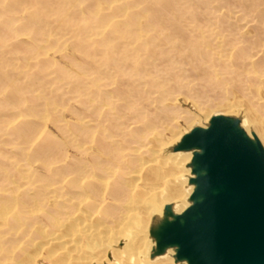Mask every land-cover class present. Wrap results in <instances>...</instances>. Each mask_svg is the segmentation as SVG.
<instances>
[{
  "label": "rangeland",
  "instance_id": "1",
  "mask_svg": "<svg viewBox=\"0 0 264 264\" xmlns=\"http://www.w3.org/2000/svg\"><path fill=\"white\" fill-rule=\"evenodd\" d=\"M59 1H62V3L61 2L59 3ZM72 1H74V0H58V1H56V0H0V140H1L0 141V154H1L0 155V190H1L0 191V209L2 210V213L0 210V219H1L0 220V222H1L0 223V229H1L0 230V238H1V240H0V262L3 261V262H6L7 264H23L26 260L32 259L33 261H35L40 257L41 258L38 259L37 264L39 261H41V259L43 260L42 264H49L48 262L45 261V258H47L45 256L47 254L42 249V246L45 245V243L47 241L54 238V236H57L59 233V231H58L59 229H57L54 222H55V218H57L56 214L58 212V203L62 201V196L65 195L68 197H72L71 195H73V192H72L73 189L70 186V183H71L70 179L71 180L73 179V175L67 174L64 179L59 178L61 180V182H60V180L58 179L57 175H55V173L63 170L65 168V166H66V168H68V170H70V167H73V165L76 164V162L78 160V155H77V151L75 149V144H76L75 143V136H74L75 127L77 125L78 118L82 117V118H84L83 120L85 122L88 121L87 123H85V125H88L89 121H90L89 119H91L89 109L84 105H83L84 106L83 107L81 105L82 103L80 101L81 98H85V97L86 98L83 99V101L86 100L87 96H88L87 95L88 94V86H89V83H87L89 81V79H87V78H89V76L87 74L88 69H89L88 67H90V65L92 64V61L94 59H96L97 63H100L102 61V54H103L104 50L109 49V48L121 49L122 46H124V42H122L123 41L122 39L120 41H118L120 39V37L118 35V32L116 31V29H117L116 26H119V25L121 26L122 23L124 25H126L127 23L125 24V22H128V24H129L130 19H131L130 17H133L136 15V17L139 18V25H138V27H136V29H138V30L142 29V30H140L141 32L144 31L145 33H147L146 29H148L149 31L147 34L155 33L156 32L155 29L157 26V28L163 30L165 34H172L173 35V34H176V32H178L177 31L178 29H181L182 30L181 32L185 33L187 36L195 38V37H197V35H199L200 32L204 31V32L200 33V35H202L204 38L206 37L205 39L208 40L210 45H212L213 47H219L218 50H220L219 53H221V55H220L221 59L219 60V64H218L219 66L216 67L217 70L215 68L214 70L211 71L213 73L211 77L207 78L205 75L204 71L208 70L207 65H205V64L202 66V68H199V70L197 67H191L190 65H184L182 67L185 71V74H184L185 79L181 83L180 86H182L183 88H180V90H177L178 94L177 93L173 94V96H176L178 98H174L173 96L166 97V98H168V100L166 102L168 105L170 103L171 105L173 104V107L179 106V108H181L179 110L182 112V116L187 115L193 121L194 120L196 121L197 119H199V117L204 116L209 111L217 109V107L219 108V107H222L223 105H225V106L226 105H233L234 106L236 103V104H241L242 105L241 108H245V109H246V107L250 108V110L252 112H254L255 116L261 115L260 118L263 117V119H264V107L262 106V105H264V96H263L264 95V85H263L264 77H262L260 79H256L257 76L256 75L253 76V74L250 73V70L252 69L251 66L256 64L255 61H257V63H259L261 65L260 66L258 64V66L264 67V58H263L264 55H262L264 53V51H263L264 50V41H263L264 40V21H263L264 20V0H207V1L206 0H191V1L190 0H186V1L185 0H172V1L162 0V1H160V3H158L159 0H151V1L150 0H132V1L131 0L130 1L129 0H108V1L107 0H103V1L101 0V3L98 0L97 1L99 3L96 2V0H94V2H95L94 5H97V3L99 5V6H97L98 12L95 11L96 6H94L92 4L93 1H89V0H87V1L77 0L76 1L75 0L76 4H75V1L74 2H72ZM78 1H79V3H78ZM112 1H114V2H112ZM163 2H165L166 4ZM168 2H170L171 4L169 5ZM208 2H210L211 4ZM145 3H146V5H145ZM172 4H174L173 6L174 7L176 6V7L173 8ZM188 4H190V5H188ZM122 5H123V8H122ZM130 5H132V7H130ZM166 5H168V6H166ZM79 6H80V8H79ZM151 6H153V7H151ZM156 6L157 7L159 6L158 7L159 10ZM205 6H207V7H205ZM115 7L119 8L121 11H118V13H116V11L118 9ZM124 8H125V11H124ZM207 8H209V10ZM25 9H26V11H25ZM103 9H105V10L103 11ZM122 9H123V11H122ZM160 9H162V10H160ZM137 10H138V12H136ZM148 10H149V12H147ZM191 10H193V11H191ZM170 11H171V13H170ZM113 12H115V13L113 14ZM123 12H125V13H123ZM150 12H151V14H150ZM162 12H163V14H162ZM166 12H167V14H166ZM130 13L133 15H131ZM101 14L102 15L104 14V15L102 16ZM143 14L146 15L145 16L146 18L143 16ZM168 14H169V16H168ZM115 15H117V17ZM142 16H143V18H142ZM26 17H27V19H26ZM157 17L159 20H157ZM258 17L261 19H259ZM33 18H34V20H33ZM95 18H96V20L97 19L98 20L96 21ZM140 18H142V19L140 20ZM100 19L101 20L103 19L102 22H100L101 21ZM104 19H105V21H104ZM128 19H129V21H127ZM145 20H146V22H144ZM175 20H177V21H175ZM218 20H220V21H218ZM118 21H120V22H118ZM161 21H163V22L161 23ZM103 22L104 23L106 22L107 24L108 23L109 24L106 25V23L104 24ZM236 23H239L240 26H238V24H236ZM112 24L115 26V28ZM161 24L166 25V26H162ZM235 24L237 25L236 27H235ZM48 25H49V27H48ZM89 25H91L90 28H89ZM94 25H96V26H94ZM148 25H149V27L151 26L150 29H149ZM152 26H153V28H152ZM176 26L178 28H176ZM47 27H48V30H47ZM92 27H94L95 29ZM110 27L111 28L113 27L112 29L115 31L110 29ZM139 27H141V28H139ZM254 27H255V29H254ZM74 28L76 30H74ZM169 28H171V29H169ZM90 29L92 32L90 31ZM99 29H100V31H98ZM250 29H252V30H250ZM259 29H260V31H259ZM151 30H153V31H151ZM169 30L172 32L170 33ZM246 30L247 31L250 30L251 32L249 33V31H248V33H246L245 32ZM94 31H96V32L98 31L97 32L98 35ZM166 31H168V32H166ZM260 32H261V34H260ZM213 33H216V36ZM91 34L93 35L92 37H91ZM252 34H253V36H252ZM211 35H213V36H211ZM223 35H224V37H223ZM237 36H239L241 38V41L239 40L240 38ZM244 36L246 38H243ZM94 40L97 43H95ZM113 41H114V43H113ZM120 42H122V43L120 44ZM215 42L217 44H215ZM222 42H223V44H222ZM94 43L96 45H94ZM119 45L120 46L122 45V46L120 47ZM230 45L234 46V48L233 47L231 48ZM247 45L249 46V50L247 49L248 48ZM245 46H246V48H245ZM250 46H252V47H250ZM2 48H3V50H2ZM242 48L243 49L245 48L244 51H246V52H244ZM251 48L254 52H256V54H254V52L251 51ZM239 50L244 52V60H240L239 62H237V64H235V63H233L232 60H233V57H234V54L236 53V51H239ZM248 53H250V54H248ZM257 53H258V55H257ZM249 55L250 56L252 55V56L250 57ZM260 55H262V56H260ZM258 58L260 60H258ZM223 59H227V60H223ZM250 60H251V63H250ZM49 61H51V62H49ZM228 61L229 62L232 61L233 64L231 62L228 63ZM150 62H152V61H148L149 65H150ZM253 62H254V64H253ZM188 66H190L191 68L190 67H189V69L186 68ZM204 67H206V68H204ZM263 67H262V69L264 72ZM192 68H195V69H192ZM6 69L9 71H7ZM56 69H58V70H56ZM77 70H78V72H77ZM187 70H188V72H187ZM215 70H216V72H215ZM237 70H238V72H237ZM196 71L198 74L200 73L201 76H200V74L198 75L196 73ZM240 71H241V73H240ZM244 71H245V73H244ZM61 72H63V73H61ZM79 72L83 73L82 74V77H83L82 81L84 79V81L82 82V84H83V87H82V91H83L82 95L83 96L82 97H79V93L77 91V79L79 77ZM236 73H237V75H236ZM234 75H236V76H234ZM246 75H247V77H244ZM163 76L164 75H161V77H163ZM65 78H67V79L65 80ZM72 78H74V79H72ZM244 78H245L246 82L244 81ZM230 79H232V80H230ZM129 80L133 81V79H130V78H129ZM59 81H61L60 84H59ZM217 81H218V83H217ZM222 81H224V82H222ZM226 83H228V84H226ZM176 85H177V83H175L174 81L172 83H169V85H167L168 88H165V91L167 89L171 88L172 86H176ZM230 85H231V87H230ZM260 85H261L262 89L260 88ZM65 86L66 87L68 86L67 87L68 89ZM186 86H188V87L186 88ZM130 87H132V89L134 91H136L138 89L143 90V88H141L142 83L140 84L139 82H137L136 85H134V87L133 86H130ZM130 87H127V88L131 89ZM189 87L191 88L190 91H189ZM84 88H85L86 93L84 92ZM223 88H225V89H223ZM255 88H256V90H255ZM52 89L53 90L55 89V92ZM120 89H122V88L121 87L116 88L115 86H113V87L109 88V91H112V92L113 91H119ZM248 89L250 91H247ZM14 90L19 92V100L15 99L13 97L12 93ZM146 90H147V88H146ZM260 90H262V91H260ZM161 91L163 92V90H161ZM178 91H180V93ZM4 92H5V94H4ZM158 92H160V91H158ZM158 92L150 94L151 96H149L150 101L153 100V101H155V103L158 102L156 105H154L155 109L152 108L153 107L152 105L150 106L151 102L148 101L149 99H147L146 94L144 95L143 98H140L141 100L139 101V106H138L139 108H137L138 110H140L142 112L143 111L148 112V116L151 115L154 119L159 118L160 114H161L162 118H164L163 116L165 115V110H163L165 105L160 102L162 96L159 97L160 95H162V93L161 92L158 93ZM248 92H250V93H248ZM188 93H189V95H188ZM1 94H3V95H1ZM196 94H199V95H197L199 97H197ZM224 96H226L227 98ZM153 97L154 98L156 97V98L154 99ZM255 97H256V99H255ZM183 98L186 99V103H185ZM62 99L64 100L63 103H62ZM65 101H67V102H65ZM251 101H253V102H251ZM159 103H160V105H159ZM215 103H217V105ZM175 104H177V105H175ZM52 105H54V106H52ZM218 105H220V106H218ZM48 106H49V108H48ZM157 107L159 108L160 111H158ZM52 108H53V110H52ZM62 108H64V109L62 110ZM253 108H254V110H252ZM149 109H150V111H149ZM47 110H48L49 114H48ZM63 112L65 114H63ZM256 112H258V113L256 114ZM162 113H163V115H162ZM22 114H24V115H22ZM71 114H73V115H71ZM19 115H21V116L19 117ZM22 120H24V121H22ZM70 121H72V122H70ZM20 122H22V123H20ZM93 122H94L93 124L96 125L98 120H95ZM3 124H4V126H3ZM43 124L45 126H43ZM179 126H180L179 130H185V128L188 126V122H186L184 118H181L179 121ZM23 127H28L26 129L27 131L24 130ZM40 129H43V130L40 131ZM67 129H69V130H67ZM19 130H23L22 135H24V136H21L20 135L21 133L16 132ZM29 131L32 133H30ZM59 131H60V133H59ZM36 133L39 135H35ZM47 134H49V135H47ZM44 136H46L45 139H44ZM54 138H58V139L56 140ZM59 138H60V141H59ZM25 139H26V141H25ZM32 139L35 140L33 143H32V141H33ZM50 139H51V141H50ZM18 140H21V141H18ZM22 140H23V142H22ZM41 140L44 142H40ZM46 140H48L50 143L47 142ZM66 140H68V142ZM73 140H74V142H73ZM71 142H73L74 144ZM39 143H41V144H39ZM22 144H24V146ZM52 144H53V146H52ZM59 144H60V146H59ZM15 145H16V147H15ZM25 145L26 146L28 145L27 146L28 148H25L26 147ZM35 145L38 146V147L36 146L37 149L35 148ZM47 145H49L50 147ZM56 145H58L59 147H56ZM18 146H19V148H17ZM44 147H45V149H44ZM62 147H64V148H62ZM11 149H12V151H11ZM55 150H57V151H55ZM10 151L12 153H10ZM25 152L27 155L25 154ZM32 154H34V155H32ZM56 154H58V155H56ZM50 155H53V156H50ZM54 157H55V159H54ZM56 157H58V158H56ZM36 158H37V161H36ZM59 158L61 159V161L59 160ZM57 159L59 160V162ZM74 159H76V160H74ZM159 159H161V158H159ZM11 160H13V161H11ZM53 160L55 161L56 164L54 162H52ZM73 161H76V162L73 163ZM31 162H33V163H31ZM29 163H30V165H29ZM43 163H44V166L42 165ZM50 163H52V164H50ZM39 164H41V166L44 169L41 166L39 167ZM19 165H21V166L19 167ZM15 166H17V167H15ZM55 167L58 170L53 171L55 169ZM18 168H19V170L21 168L22 172L21 171L19 172ZM26 172H28V173H26ZM42 174L44 175L43 177H42ZM70 175H72V176H70ZM20 178H21V181H19ZM49 178H50V180L48 181V183L45 182ZM35 179L37 182L35 181ZM37 179H39V180H37ZM51 180H53V181H51ZM12 181L14 182L13 184H12ZM34 181L36 182V184L34 183ZM6 183H7V185H6ZM16 183H18V184H16ZM19 183H21V185ZM40 183H41V185H40ZM61 183H62V185H60ZM50 184H53V185H50ZM17 185H20V186H17ZM30 187H31V189H30ZM18 188H20V189H18ZM49 190L50 191L52 190L51 194H50ZM67 190L70 192V195H69V193H66ZM7 191H9V192L11 191V192L9 193ZM32 191L35 193H33ZM53 191H55L57 193H55ZM21 193H25V194H21ZM30 193H31V195L29 196L28 194H30ZM61 194H63V195H61ZM2 195H3V198H1ZM14 195H16V196H14ZM32 195H34V196H32ZM18 197L22 199V202L20 200L21 203L19 202ZM4 198H6L8 201L11 200L10 203H8L7 200H5ZM39 198H40V200H39ZM3 200L5 202H3ZM35 201H37V202H35ZM8 204H10V205H8ZM2 205H3V209L1 208ZM28 205H31V207ZM11 206L14 208H12ZM27 206L29 207V209ZM33 206H36L37 209ZM6 207H8V208H6ZM71 211H72V209H71ZM48 212H49V214H47ZM43 213H45L49 216H52V214H53V216H52V218L51 217L49 218L47 215L44 216L45 214L43 215ZM26 214L27 215L29 214L28 217L30 216V218H28L26 216ZM15 215L17 216L16 217L17 221L14 218ZM35 216H37V217L34 218ZM31 217H33V218H31ZM44 217H47V219ZM12 218L14 219L15 222L12 220ZM39 220L43 221L45 223V225L43 222L39 224ZM10 221L11 222L13 221L14 223H11ZM28 221L32 224L27 226V223H29ZM36 221L38 223H35ZM50 221H52L53 225L51 224ZM9 222L11 224H14V226L9 224ZM17 223L20 224V227L22 226L21 224H24V225L20 228L18 226L19 224H17ZM4 224H5V227H4ZM15 224H16V226H15ZM54 226L56 228H54ZM14 227H16V229L18 228L17 232H16ZM5 228H7V229H5ZM11 228H13V229H11ZM37 228H38V230H37ZM39 228L42 232H40ZM49 229H51V230H49ZM37 231H39L40 233L38 234ZM21 232L23 234H21ZM27 233H28V236H25V235H27ZM42 233H44L45 235ZM2 234H4V235H2ZM12 234H13V237H15V238L17 237L16 238L17 240L15 238H11ZM35 235H36V238H35ZM22 236H24V240H23ZM32 236L34 238H32ZM8 238L11 239V241L8 240L10 243L8 241H7V243H4V242H6V240ZM18 238H20V239H18ZM39 239H41V240H39ZM3 240H4V242L1 243V241H3ZM19 240L22 242H20ZM13 241L15 242L16 245L14 244ZM29 241H30V243H29ZM12 242H13V244H12ZM24 243H26V244H24ZM2 244H4V245H2ZM6 247H8L7 248L8 252H9V250L12 249L9 252V253H11V255L8 254L7 250H6L7 253L4 252ZM22 251L27 252V253H22ZM28 253H30V254H28ZM2 254H4V255H2ZM7 254L9 257L8 259H7ZM17 256L19 258H15Z\"/></svg>",
  "mask_w": 264,
  "mask_h": 264
},
{
  "label": "bare ground",
  "instance_id": "2",
  "mask_svg": "<svg viewBox=\"0 0 264 264\" xmlns=\"http://www.w3.org/2000/svg\"><path fill=\"white\" fill-rule=\"evenodd\" d=\"M56 1H58V0H56ZM74 1H72V2H74ZM76 1H75V4H76ZM85 1H87V0H85ZM89 1H93L92 4L94 5V3H95L94 0H89ZM98 1H100V3H101V0H98ZM98 1L96 0V2H98ZM160 1H162V0H159V2L158 1L157 2L160 3ZM170 1H172V0H170ZM60 2L62 3V1H59V3ZM112 2H114V1H112ZM210 2H208V3H210ZM78 3H79V1H78ZM98 3H97V5H94V6H96V9H95L96 12H98L97 11V6H99ZM163 3H165V2H163ZM168 4L170 5L171 3L168 2ZM145 5H146V3H145ZM173 5L174 4H172V6ZM188 5H190V4H188ZM166 6H168V5H166ZM117 7H115V8H117ZM130 7H132V5H130ZM151 7H153V6H151ZM175 7L173 6V8H175ZM205 7H207V6H205ZM79 8H80V6H79ZM122 8H123V5H122ZM117 9L118 10L116 11V13H118V11H121L119 8H117ZM207 9L209 10V8H207ZM104 10L105 9H103V11ZM158 10H159V8H158ZM160 10H162V9H160ZM25 11H26V9H25ZM122 11H123V9H122ZM124 11H125V8H124ZM191 11H193V10H191ZM136 12H138V10ZM147 12H149V10ZM114 13L115 12H113V14ZM123 13H125V12H123ZM170 13H171V11H170ZM150 14H151V12H150ZM162 14H163V12H162ZM166 14H167V12H166ZM131 15H133V14H131ZM115 16L117 17V15H115ZM143 16L145 17L146 15L143 14ZM143 16H142V18H143ZM168 16H169V14H168ZM34 18H33V20H34ZM130 18H131L130 23H129L130 25L128 24V22H125V24L127 23L126 25H124L121 22L122 23L121 26L120 25L116 26L117 27L116 31L118 32V35L120 37V39L118 41H120L122 39L123 40L122 42H124V46L121 45L122 46L121 49L109 48V49L104 50L103 54H102V61L100 63H97L96 59H94L92 61V64L90 63L91 64L90 67L87 66L89 68L88 73H87L89 76V78H87V79H89V81L87 82V83H89L88 94H87L88 96H87L86 100L83 101V99L86 98L85 97V98H81L80 101L82 103L81 104L82 106L84 105L89 109L91 119H89L90 120L89 124L85 125V123H87L88 121L85 122L83 120L84 118H82V117L78 118V122H77V125L75 127V132H74L75 143H76L75 149L77 151L78 160H77V162L73 161V163L76 162V164L73 165V167H70V170H68V168H66V166H65L66 169L64 168L63 170L55 173V175H57L58 179L59 178L64 179L67 174L73 175V179L72 180L70 179V181H71L70 186L73 189V191H72L73 195H71L72 197H68L65 195L62 196V201L58 203V212L56 214L57 218H55V222H54L57 229H59L58 230L59 233L57 236H54V238L50 239L49 241H47L45 243V245L42 246V249L47 254L45 256V257H47V258H45V261L48 262L49 264H174L170 257L159 258L155 261H151L148 257V251H149L148 228L150 225L152 215L154 213L160 211L166 203L183 202L185 195L187 194V192H185V190H184L185 174L187 173V170H185V163L189 160L190 156L189 155L170 153L169 148L174 143H176L180 139V137L182 135H184L186 133V131L191 129L193 126L203 124L212 115L227 114V113L241 114L244 118V123H245L246 129L252 128L256 132L257 136L259 137V139L261 140V142L264 145V119H263V117L260 118L261 115L255 116L254 112H252L250 110V108H248V107H246V109L241 108L242 105L236 104V103L234 106L233 105H226V106L223 105L222 107H219V108L217 107V109H214L212 111H209V112L206 111L207 113L204 116H201L196 121L195 120L193 121L187 115L182 116V112L179 110L181 108H179V106L173 107V104L171 105L169 103V105H168L166 103L168 100V98H166V97L173 96L174 93L175 94L177 93V90H180V88H183L180 85L185 79V75H184L185 71L182 68L184 65H190L191 67H197L198 70H199V68H202V66L204 64L207 65L208 70L205 69L206 71H204L207 78L211 77L213 74L211 71L219 66L218 65L219 60L221 59V56H220L221 53H219L220 50H218L219 47H213L212 45H210L209 41L205 39L206 37L204 38L202 35H200V33L204 32V31L200 32L199 35H197V37L192 38L190 36H187L185 33L181 32L182 31L181 29H178L177 30L178 32H176V34L172 35V34H165L163 30L158 29L156 26V29H155L156 32L155 33L147 34L149 30L146 28L145 29L147 30V33H145L144 31L141 32L140 30H142V29H140V30L136 29V27H138V25H139V18L136 17V15L133 17H130ZM142 18H140V20ZM26 19H27V17H26ZM259 19H261V18H259ZM95 20H96V18H95ZM102 20L100 22H102ZM157 20H159L158 17H157ZM104 21H105V19H104ZM120 21H118V22H120ZM127 21H129V19ZM175 21H177V20H175ZM218 21H220V20H218ZM144 22H146V20ZM162 22L163 21H161V23ZM108 24L106 23V25H108ZM236 24H238V26H240L239 23H236ZM236 24H235V27L237 26ZM90 26L91 25H89V28H90ZM94 26H96V25H94ZM162 26H166V25H162ZM48 27H49V25H48ZM48 27H47V30H48ZM148 27H149V25H148ZM150 27H149V29H150ZM92 28H94V27H92ZM112 28L110 27V29H112ZM114 28H115V26H114ZM139 28H141V27H139ZM152 28H153V26H152ZM176 28H178V27L176 26ZM169 29H171V28H169ZM254 29H255V27H254ZM74 30H76V29L74 28ZM250 30H252V29H250ZM250 30H248L249 33L251 32ZM90 31H91V29H90ZM98 31H100V29ZM113 31H115V30H113ZM151 31H153V30H151ZM248 31L246 30L245 32L248 33ZM259 31H260V29H259ZM94 32H96V31H94ZM97 32H96V34H97ZM166 32H168V31H166ZM171 32L172 31H170V33ZM213 34H215V36H216V33H213ZM260 34H261V32H260ZM92 36L93 35L91 34V37ZM211 36H213V35H211ZM252 36H253V34H252ZM223 37H224V35H223ZM237 37H239V36H237ZM243 38H246V37L244 36ZM95 40H94V42L97 43ZM239 40L241 41V38ZM122 42H120V44ZM95 43H94V45H96ZM113 43H114V41H113ZM215 44H217V43L215 42ZM222 44H223V42H222ZM230 46H231V48L232 47L234 48V46H232V45H230ZM247 47H248L247 49L249 50L248 45H247ZM250 47H252V46H250ZM245 48H246V46H245ZM245 48L244 49L242 48L243 51L245 50ZM2 50H3V48H2ZM243 51H240V50L236 51V53L234 54V57L232 56L233 57V60H232L233 63L237 64V62H239L240 60H244V52H246V51H244V52ZM251 51H253L252 48H251ZM248 54H250V53H248ZM254 54H256V52H254ZM257 55H258V53H257ZM262 55H264V53ZM262 55H260V56H262ZM223 60H227V59H223ZM258 60H260V59L258 58ZM51 61H49V62H51ZM148 61H152V62H150V65L148 64ZM232 61H230V62L232 63ZM230 62L228 61V63H230ZM250 63H251V60H250ZM255 63L256 64H254V62H253L254 65L251 66L252 69L250 70V73L253 74V76L256 75L257 76V77L255 76L256 79H260V78L264 77V72L262 69L263 66L260 67L261 65L259 63H257V61H255ZM258 64L260 66H258ZM190 66H188L186 68L189 69ZM204 68H206V67H204ZM192 69H195V68H192ZM56 70H58V69H56ZM216 70H217V68H216ZM216 70H215V72H216ZM7 71H9V70H7ZM77 72H78V70H77ZM187 72H188V70H187ZM237 72H238V70H237ZM61 73H63V72H61ZM196 73H197V71H196ZM240 73H241V71H240ZM244 73H245V71H244ZM82 74L83 73L79 72V77L77 79V91L79 93V97L83 96L82 95V92H83L82 91V87H83L82 82L84 81V79L82 81V78H83ZM161 75H164V76L161 77ZM236 75H237V73H236ZM236 75H234V76H236ZM200 76H201V74H200ZM244 77H247V75ZM129 78L133 79V81H130ZM66 79L67 78H65V80ZM72 79H74V78H72ZM230 80H232V79H230ZM173 81L175 83H177V85L172 86L171 88H169L165 91V88H168L167 85H169V83H172ZM244 81H245V78H244ZM60 82L61 81H59V84H60ZM137 82H139L140 84L142 83L141 88H143V90L138 89V90L134 91L132 89V87H130V86L134 87V85H136ZM222 82H224V81H222ZM217 83H218V81H217ZM226 84H228V83H226ZM263 85H264V82H263ZM113 86H115L116 88L121 87L122 89H120L119 91H113V92L109 91V88L113 87ZM127 87H130L131 89H128ZM187 87L188 86H186V88ZM230 87H231V85H230ZM146 88H147V90H146ZM260 88H261V85H260ZM223 89H225V88H223ZM161 90H163V92ZM190 90H191V88L189 87V91ZM255 90H256V88H255ZM53 91L55 92V89ZM158 91H160L162 93V95L159 94L160 95L159 97L162 96L160 102L165 105V107L163 108V110H165V115L163 116L164 118H162L161 114H160L159 118L154 119L151 115L148 116V112H144V111L142 112V111L138 110L137 108H139L138 106H139V101L141 100L140 98H143L144 95L146 94L147 99H149L148 101H150V97H149V96H151L150 94H153L155 92L157 93ZM247 91H250V90L248 89ZM260 91H262V90H260ZM84 92H85V88H84ZM160 92H158V93H160ZM178 92L180 93V91H178ZM248 93H250V92H248ZM4 94H5V92H4ZM12 94H13V97L15 99L19 100V92L18 91L14 90ZM1 95H3V94H1ZM188 95H189V93H188ZM197 95H199V94H196V96ZM173 97L178 98L176 96H173ZM197 97H199V96H197ZM224 97H226V96H224ZM185 98H183V99L186 103ZM255 99H256V97H255ZM63 101L64 100L62 99V103H63ZM65 102H67V101H65ZM150 102H151L150 106L151 105L153 106L152 108H154V105H156L158 103V102L155 103V101H153V100H151ZM251 102H253V101H251ZM215 104L217 105V103H215ZM159 105H160V103H159ZM175 105H177V104H175ZM52 106H54V105H52ZM218 106H220V105H218ZM262 106L264 107V105H262ZM48 108H49V106H48ZM63 109L64 108H62V110ZM52 110H53V108H52ZM252 110H254V108ZM149 111H150V109H149ZM158 111H160L159 108H158ZM47 112H48V110H47ZM257 113L258 112H256V114ZM48 114H49V112H48ZM63 114H65V113L63 112ZM22 115H24V114H22ZM71 115H73V114H71ZM162 115H163V113H162ZM20 116L21 115H19V117ZM181 118H184L185 121L188 122V126L185 128V130H179V127H180L179 121ZM95 120H98L96 125L93 124L94 123L93 121H95ZM22 121H24V120H22ZM70 122H72V121H70ZM20 123H22V122H20ZM3 126H4V124H3ZM43 126H45V125L43 124ZM27 128L28 127H23L24 130H26ZM41 130H43V129H40V131ZM67 130H69V129H67ZM16 132H19V133H21L20 134L21 136H24V135H22L23 130H19ZM30 133H32V132H30ZM59 133H60V131H59ZM35 135H39V134L36 133ZM47 135H49V134H47ZM45 137L46 136H44V139H45ZM26 139H25V141H26ZM54 139L57 140L58 138H54ZM18 141H21V140H18ZM34 141L35 140H33L32 143ZM46 141L49 142L48 140H46ZM50 141H51V139H50ZM59 141H60V138H59ZM66 141L68 142V140H66ZM22 142H23V140H22ZM40 142H44V141L41 140ZM73 142H74V140H73ZM73 142H71V143H73ZM39 144H41V143H39ZM53 144H52V146H53ZM60 144H59V146H60ZM22 145L24 146V144H22ZM27 146L25 148H28ZM36 146L37 145H35V148H36ZM47 146H49V145H47ZM59 146L56 145V147H59ZM15 147H16V145H15ZM17 148H19V146ZM62 148H64V147H62ZM44 149H45V147H44ZM11 151H12V149H11ZM11 151H10V153H12ZM55 151H57V150H55ZM25 154H26V152H25ZM32 155H34V154H32ZM56 155H58V154H56ZM50 156H53V155H50ZM56 158H58V157H56ZM159 158H161V159H159ZM54 159H55V157H54ZM59 160L61 161L60 158H59ZM59 160H58V162H59ZM74 160H76V159H74ZM11 161H13V160H11ZM36 161H37V158H36ZM33 162H31V163H33ZM52 162L55 163L54 160ZM50 164H52V163H50ZM29 165H30V163H29ZM42 165L44 166V163ZM20 166L21 165H19V167ZM40 166H41V164H39V167ZM15 167H17V166H15ZM55 170H58V169L55 167V169L53 171H55ZM18 171L22 172V169L20 168V170H19V168H18ZM28 172H26V173H28ZM72 175H70V176H72ZM43 176L44 175L42 174V177ZM37 180H39V179H37ZM49 180H50V178L47 179V181H45V182L48 183ZM19 181H21V178ZM35 181H36V179H35ZM35 181H34V183L36 184L37 181L36 182ZM51 181H53V180H51ZM60 182H61V180H60ZM7 183H6V185H7ZM13 183L14 182L12 181V184ZM16 184H18V183H16ZM19 184L21 185V183H19ZM20 185H17V186H20ZM40 185H41V183H40ZM50 185H53V184H50ZM60 185H62V183ZM18 189H20V188H18ZM30 189H31V187H30ZM51 191H50V194H51ZM55 191H53V192H55ZM7 192H9V191H7ZM33 193H35V192H33ZM55 193H57V192H55ZM66 193H69V195H70V192L68 190ZM21 194H25V193H21ZM3 195L1 198H3ZM28 195L30 196L31 193ZM61 195H63V194H61ZM14 196H16V195H14ZM32 196H34V195H32ZM40 198H39V200H40ZM4 199L7 200L6 198H4ZM20 200L22 202L21 198H19V202H20ZM10 201L11 200H9V201L7 200L8 203H10ZM3 202H5V201L3 200ZM35 202H37V201H35ZM3 205L1 207L2 209H3ZM8 205H10V204H8ZM28 206L31 207V205H28ZM33 207H35L37 209L36 206H33ZM6 208H8V207H6ZM12 208H14V207H12ZM28 209H29V207H28ZM71 209H72V211H71ZM1 213H2V210H1ZM44 214L45 213H43V215ZM47 214H49V212ZM47 214H45L44 216H46ZM28 215L26 214L27 217H28ZM47 216L49 218L50 217L52 218L53 214H52V216H49V215H47ZM16 217L17 216L15 215L14 216L15 220H16ZM36 217L37 216H35L34 218H36ZM28 218H30V216ZM31 218H33V217H31ZM44 218L47 219V217H44ZM12 220L14 221L13 218H12ZM13 221L12 222L10 221V222L14 223L15 221L14 222ZM40 221L41 220H39V224L43 222V221H41V222ZM52 221H50V222L53 225ZM10 222H9V224H11ZM29 223H27V226L32 224V223H30V224ZM35 223H38V222L36 221ZM17 224H19V223H17ZM11 225L14 226V224H11ZM21 225L23 226L24 224H21ZM44 225H45V223H44ZM15 226H16V224H15ZM18 226L20 227V224ZM4 227H5V224H4ZM56 227L54 226V228H56ZM14 228L17 232L18 228L17 229H16V227H14ZM5 229H7V228H5ZM11 229H13V228H11ZM37 230H38V228H37ZM39 230H40V228H39ZM49 230H51V229H49ZM22 232H21V234L24 233V232L23 233ZM40 232H42V231L40 230ZM40 232L37 231L38 234ZM42 234H44V233H42ZM2 235H4V234H2ZM25 236H28V233ZM22 237L24 240V236H22ZM11 238H15V237H13V234H12ZM20 238H18V239H20ZM32 238H34V237L32 236ZM35 238H36V235H35ZM0 240H1V238H0ZM8 240L11 241V239L8 238L6 240V242H4V240H3V241H1V243L2 242L7 243ZM39 240H41V239H39ZM13 242H12V244H13ZM20 242H22V241H20ZM29 243H30V241H29ZM14 244H15V242H14ZM24 244H26V243H24ZM2 245H4V244H2ZM7 248L8 247H6V249L4 250L5 253L8 252ZM6 250H7V252H6ZM11 250H9V252ZM9 252H8V254L11 255V253H9ZM22 253H27V252L22 251ZM8 254H7V259L9 258ZM28 254H30V253H28ZM2 255H4V254H2ZM15 258H19V257L17 256ZM40 258H38V259H40ZM38 259L35 261H33L32 259H29V260H26L23 264H37ZM42 261L43 260L41 259V261H39L38 264H42ZM0 264H7V263L2 261V262H0Z\"/></svg>",
  "mask_w": 264,
  "mask_h": 264
},
{
  "label": "water",
  "instance_id": "3",
  "mask_svg": "<svg viewBox=\"0 0 264 264\" xmlns=\"http://www.w3.org/2000/svg\"><path fill=\"white\" fill-rule=\"evenodd\" d=\"M189 155L183 202L151 217L148 257L264 264V145L241 114L212 115L169 148Z\"/></svg>",
  "mask_w": 264,
  "mask_h": 264
}]
</instances>
